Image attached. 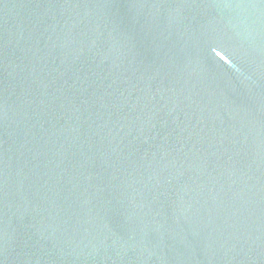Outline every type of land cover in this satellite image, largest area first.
Returning <instances> with one entry per match:
<instances>
[{
  "label": "water",
  "instance_id": "water-1",
  "mask_svg": "<svg viewBox=\"0 0 264 264\" xmlns=\"http://www.w3.org/2000/svg\"><path fill=\"white\" fill-rule=\"evenodd\" d=\"M0 264H264V0H0Z\"/></svg>",
  "mask_w": 264,
  "mask_h": 264
}]
</instances>
